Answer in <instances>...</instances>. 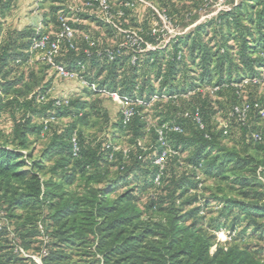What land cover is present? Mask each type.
<instances>
[{
	"label": "trees",
	"instance_id": "1",
	"mask_svg": "<svg viewBox=\"0 0 264 264\" xmlns=\"http://www.w3.org/2000/svg\"><path fill=\"white\" fill-rule=\"evenodd\" d=\"M160 1L174 19L169 0ZM137 6L126 7L124 0L113 4L125 12L122 27L138 30L152 47L122 46L127 34L103 20L121 35L120 46H101L88 36L78 50L76 36V48L65 44L56 58L92 85H97L95 77L103 78L96 94L113 98L117 93L129 101L135 113L126 122L119 100L116 120L98 98L46 100L51 82L31 98L12 95L14 88L28 84L25 69L33 63L59 73L41 52H31L36 38L53 33L26 24L5 28L20 5L19 0H0V264H38L33 250L43 264H70L75 257L79 264H264V250L251 242H264V159L249 153L243 157L223 144L238 133L244 149L264 152V130L257 126L264 97L245 95L263 83L246 81L264 71V0L236 2L169 42L162 33L153 34L162 28L153 26L162 22L158 14L151 10L153 15L141 20ZM61 10L55 8L52 18L57 31ZM80 15L96 21L95 14ZM109 50L116 52L114 60ZM245 100L253 105L249 120L229 119L234 105ZM226 107L228 134L216 120ZM150 111H156L155 124ZM6 113L14 125L10 133L1 128ZM94 116L106 124L100 142L84 130ZM63 118L71 121L56 127ZM46 133L50 143L36 157L30 139ZM255 133L263 140H255ZM125 138L129 145H120ZM168 150L175 154L158 163ZM185 154L189 157L183 160ZM181 166L185 171L179 174ZM200 174L237 185L238 195L220 188V193L202 196ZM162 189L169 193L159 195ZM216 204L221 205L218 216L207 223L205 208ZM222 229L231 236L225 243L217 236ZM40 236L47 240H34Z\"/></svg>",
	"mask_w": 264,
	"mask_h": 264
},
{
	"label": "rangeland",
	"instance_id": "2",
	"mask_svg": "<svg viewBox=\"0 0 264 264\" xmlns=\"http://www.w3.org/2000/svg\"><path fill=\"white\" fill-rule=\"evenodd\" d=\"M86 0H34L31 1L29 4L34 5L35 9H29L27 10V14L31 15L33 13V10H36L39 14V19H36L34 21V26L38 30L41 28H44L47 32H52L54 33L55 31L57 32V24L55 21H53L54 17V11L55 8H62V10L59 12L60 14H65L74 19L75 18V13L71 12L69 9L70 5H82ZM145 2H141L137 6V15L141 20H144L146 17H149V15H153L151 10H154L160 20H162L160 14L166 18L164 14H167L168 18L167 19V24H164L163 22H159V20H156L153 26H158L161 25L164 28V34L165 38L168 39L171 37L172 34H175L174 32H186V33H191L195 30L196 26L200 23H205L209 20H211L213 17H216L219 13L217 12V7L214 6V4H210L208 6H199V0H169V4L173 9L174 14L172 15L174 19L170 17V15L167 12L166 7L163 6V2L160 0H144ZM245 0H234L232 7L236 2H242ZM33 2V3H32ZM115 0H112V3L116 5ZM18 8V7H17ZM20 7L19 9L14 12L13 17L7 19V22L5 23V28L13 27V26H21L25 24L22 22L20 18H18V15L20 14ZM151 12V13H150ZM190 12L189 16L185 18V15ZM96 21H87L83 17L82 21L79 23H74L76 24V36L78 40V50H82V44L84 42V38L86 36L93 37L98 41V43L101 46H107V47H118L122 44L123 39L121 35H118L115 31L111 30L109 26H107L104 21L99 17L98 15H95ZM154 16H152L153 18ZM182 18V22H180V19ZM73 22V21H72ZM177 23V24H176ZM165 25V26H164ZM173 31V32H172ZM224 31H227L225 28ZM185 33V34H186ZM215 35V33H214ZM212 34V36H214ZM208 36L207 38H210ZM216 38V37H215ZM219 45V43H218ZM26 72V78H27V83L22 86L16 87L12 91V95L14 93H20L21 98H31L34 96L37 92H39L42 88L46 87L47 83L51 82V88L48 89V95L46 100L50 99H56L60 98L63 96H68V97H74L75 98H85L91 102H94L97 98L102 100L104 107L107 109L109 112L112 120H116L119 114V111L122 108V104L114 100L113 98L110 97L109 94H96L95 89L97 90V85L103 80V78H97L95 77V87L92 85V83L84 84L81 79H67L59 76L53 69L47 68L45 65H39V64H31L30 66L26 67L25 69ZM246 99H261L264 97V82L259 85V87H250L248 91L245 93ZM215 101L217 98L214 99ZM224 100V99H223ZM218 105V103H216ZM219 107V106H218ZM228 108L224 109L223 111L220 112V114L217 116V122L221 123V126L227 124L228 121L226 120L225 113L227 112ZM9 113L5 114V117L2 122L1 128L3 131L10 133L13 130V121ZM156 111H150L149 117L150 121L152 124H155L158 120L156 117ZM71 120L69 118H63L57 121L54 125L56 127H62L65 128L67 124H69ZM41 122L40 120L35 119L34 123H39ZM259 129L264 130V118L259 122L257 125ZM84 130L87 135L94 137L97 139L96 142H100L105 138L106 136V124L105 122L94 116L92 118V122L88 126H84ZM235 132H238V130H235ZM51 134L46 133V136L37 139L36 137H31V144H30V149L29 150H35V155L36 157H39L41 154H43V151L45 148L48 146L50 143V137ZM147 142L149 143L151 141L150 136H148ZM241 136L236 133L232 137H226L223 139V144L226 148L232 149V150H237L241 153L243 157H245L248 153L255 155L261 159H264V152H257L256 150L253 149V147L249 148V150L244 149V144L239 142L241 140ZM129 138H125L123 141L124 142H119L120 145H129ZM151 143V142H150ZM120 147V146H118ZM171 154H175L173 150H168V154L166 153L164 155V159H167ZM189 155L185 154L183 155V160L185 158H188ZM183 166H186L185 162L182 163ZM181 166L179 168V174H182L185 170L183 169L184 167ZM262 169V168H261ZM260 169V170H261ZM118 172V168L115 167L113 169V173L116 174ZM199 178L203 180V184L201 185V190L200 193L202 196H209L213 193H220V188H224L225 192L231 194V195H238V190L239 187L233 183H230L229 181H223L218 178H210L207 177L204 174H200ZM159 195L161 196H166L169 192L166 191V189L158 190ZM147 201V198H145L144 204ZM215 204V203H212ZM221 205L216 204L213 205L212 207L205 208V215L206 217V222L209 223V221L216 216H218V211L220 210ZM241 228V227H240ZM211 232H213V229H211ZM250 232V230L248 231ZM218 240L221 241L222 243L227 242L230 240L231 236L229 235V232L225 229H222L217 232ZM36 241H41V240H47V237H38L34 238ZM250 239H248V242ZM256 248H260L261 250H264V242L261 241H251ZM217 246H214L211 251L212 253L215 252ZM34 256L39 259V255L35 253L33 250L32 253ZM80 257H75L73 261L70 262L73 263L75 261H78L77 264L80 262ZM83 261H81L82 263ZM43 264V262H42Z\"/></svg>",
	"mask_w": 264,
	"mask_h": 264
},
{
	"label": "built area",
	"instance_id": "3",
	"mask_svg": "<svg viewBox=\"0 0 264 264\" xmlns=\"http://www.w3.org/2000/svg\"><path fill=\"white\" fill-rule=\"evenodd\" d=\"M234 0H206V6L210 4H214V6L217 7V12L219 13L221 11H225L230 9V5H232ZM145 2L144 0H124V6L126 7H131L135 8L137 4ZM71 12L75 13V18L72 19L68 17L66 14H61L59 17V22H60V29L53 33H47L42 35L39 38H36L32 44L31 47V52H36L39 51L42 54V59L47 61L49 64H51L54 69L59 73L60 76L67 78V79H81L84 84H88V81L81 76L77 71H72L67 69L63 64H60L57 62L56 58L59 56L62 51L64 45H69L71 48H76L75 45V39H76V32L77 29L71 25L70 22L73 21V23H79L82 21V17L80 14L84 12H91L99 17H101L102 20L105 22L111 24L115 29L119 30L120 32L127 34V40L122 44V46H130V47H141L143 43H146L144 37L142 34L139 33L138 30H131V29H124L122 27L121 23V18L125 16V12L123 9H118L117 11L113 7L112 0H86L82 5H73L70 6L69 8ZM166 18H168L167 14H164ZM160 16L162 17L161 21L164 24H167V19L164 18L161 14ZM165 26V25H164ZM40 30V29H39ZM173 32V31H172ZM162 33L163 37L165 36L164 34V28H154L153 29V34H160ZM175 34H172L171 37L166 39L164 37V42H169V40L177 35H183L186 32H174ZM89 38L88 36H86ZM92 45H95V42L91 43ZM147 46L150 48L152 47L151 44L146 43ZM109 58L111 60H114L116 57V52L114 50H109L108 51ZM181 57V55H180ZM133 63L136 62V57L133 58ZM252 81L255 84L262 83L264 82V71L261 75L260 78H253L252 80H247L246 82ZM95 87V85H93ZM219 88L214 87L212 88V91H217ZM112 97L116 100H119L123 106H124V114L126 117V122L134 115L135 109L131 105L129 101L123 100L117 93L112 94ZM255 106H259V104H255ZM253 109V105L251 102L248 100H245L241 103H237L234 105L232 110L229 113V119L231 117L237 118L239 121L246 123L249 120L251 111ZM260 114L264 118V108L260 109ZM199 123L201 124L202 127H204L201 118L197 117ZM225 128V134H228V125L225 124L223 125ZM177 130H180L179 127H176ZM254 138L257 141H262L263 140V135L261 133H255ZM74 150L77 153L79 151V146L77 139L74 137ZM160 164H164V158H160L158 161ZM160 176H158L157 181H159ZM263 179V178H262ZM264 180V179H263ZM17 251L22 252L25 255L26 252L24 251L23 248L17 247ZM47 252L46 250L44 251V255H46ZM33 258L36 260L38 264H42V257L39 256V259H37L36 256H33Z\"/></svg>",
	"mask_w": 264,
	"mask_h": 264
},
{
	"label": "crops",
	"instance_id": "4",
	"mask_svg": "<svg viewBox=\"0 0 264 264\" xmlns=\"http://www.w3.org/2000/svg\"><path fill=\"white\" fill-rule=\"evenodd\" d=\"M31 1H34V0H19L21 12L18 15V18L20 17L22 22L26 21V22H24L26 25H34V21L36 19H39V14L36 10H33V13L31 15L27 14V12H26L29 9H31V10L35 9L34 5H31V6L29 5L31 3ZM115 1H117L116 2V5H117L120 0H115ZM70 6H72V5H70ZM70 6H69V8H70ZM93 14L94 13L89 12V15H93ZM85 20H87V19H85ZM87 21H89V20H87ZM34 59L36 60V58H34Z\"/></svg>",
	"mask_w": 264,
	"mask_h": 264
}]
</instances>
